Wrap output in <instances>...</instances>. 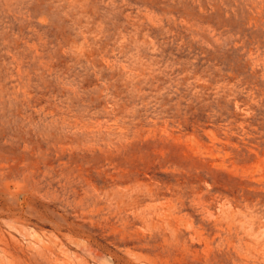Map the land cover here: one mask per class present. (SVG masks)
<instances>
[{
    "label": "rangeland",
    "instance_id": "obj_1",
    "mask_svg": "<svg viewBox=\"0 0 264 264\" xmlns=\"http://www.w3.org/2000/svg\"><path fill=\"white\" fill-rule=\"evenodd\" d=\"M0 264H264V0H0Z\"/></svg>",
    "mask_w": 264,
    "mask_h": 264
}]
</instances>
